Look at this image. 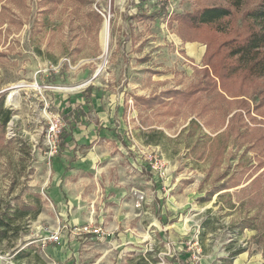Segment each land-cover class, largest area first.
<instances>
[{
  "label": "rangeland",
  "instance_id": "obj_1",
  "mask_svg": "<svg viewBox=\"0 0 264 264\" xmlns=\"http://www.w3.org/2000/svg\"><path fill=\"white\" fill-rule=\"evenodd\" d=\"M259 1L218 32L190 18L227 0H0V216L20 218L0 264H221L232 243L264 264V107L219 77ZM65 100L86 112L73 130Z\"/></svg>",
  "mask_w": 264,
  "mask_h": 264
},
{
  "label": "trees",
  "instance_id": "obj_2",
  "mask_svg": "<svg viewBox=\"0 0 264 264\" xmlns=\"http://www.w3.org/2000/svg\"><path fill=\"white\" fill-rule=\"evenodd\" d=\"M229 4H217L210 7L205 8L204 10L195 13L190 19L192 23H195L197 26L204 25H217L218 32H227V28L221 23L232 15L231 6L241 10L245 5V0H227ZM243 25L238 26L236 31L233 34L231 39L224 41L220 45V49L226 48L227 54L225 57L224 63L222 64L220 78L221 85L223 86V90L226 91V86L224 82L226 79L240 78L243 82L242 86H245V82H249V87L254 89L252 93H254V98L258 99V104L254 108L255 110H260L264 107V0H260L255 6L251 8H246L243 17ZM208 51V49H207ZM228 61V62H227ZM256 82V83H255ZM240 93L238 96H242ZM236 96V95H235ZM237 102L240 103L239 108H242L240 99ZM4 101L5 96L0 98V107L6 113V117L4 119H0V124L5 127V125L11 119L12 111L10 109H4ZM64 103L61 111L63 118L67 121V125L71 130L75 129L78 125L79 119L83 118L86 115L83 107L80 105H75L71 100L62 101ZM250 111V109H249ZM237 114V113H236ZM235 114V115H236ZM242 114V113H240ZM239 114V115H240ZM261 114V113H260ZM263 114V112H262ZM263 116V115H262ZM63 139L64 146L63 148L69 147V143L66 141L68 136H72V133L68 132L66 129L60 130ZM228 187H223L221 189L217 188V192L222 191ZM15 210L19 208L14 205ZM32 205H24L22 207V213L20 217L23 215H27V212L30 209H33ZM26 212V213H25ZM39 211L34 214L33 218L36 217ZM38 213V214H37ZM29 214V213H28ZM19 217V216H18ZM17 216L14 218L15 224L13 225V230L18 234L20 223H16L18 218ZM218 220L214 217H208L202 223V231L200 233V247L202 249L203 254H208L211 251V247L205 243V237L207 235L206 229L211 225H214ZM8 221L6 218L0 216V240L7 238V234L9 229L7 227L11 226L12 223ZM240 227V226H239ZM245 226H242L244 228ZM233 244H230L226 247L229 251V256L227 258L222 259L221 264H233L234 259L240 253L244 252L245 249L242 247L233 249ZM20 251L16 257L21 256Z\"/></svg>",
  "mask_w": 264,
  "mask_h": 264
},
{
  "label": "built area",
  "instance_id": "obj_3",
  "mask_svg": "<svg viewBox=\"0 0 264 264\" xmlns=\"http://www.w3.org/2000/svg\"><path fill=\"white\" fill-rule=\"evenodd\" d=\"M60 128H61V121L60 119H56L54 121V123H52L51 129H50V135L49 138L51 141H53V143H56V138L58 137V134L60 132ZM97 232V231H95ZM51 240L55 241V242H59L60 241V235L58 232L54 233L51 237Z\"/></svg>",
  "mask_w": 264,
  "mask_h": 264
},
{
  "label": "bare ground",
  "instance_id": "obj_4",
  "mask_svg": "<svg viewBox=\"0 0 264 264\" xmlns=\"http://www.w3.org/2000/svg\"><path fill=\"white\" fill-rule=\"evenodd\" d=\"M108 35H109V29H108V22L105 23V26L102 30V38H103V42H104V46H107V42H108Z\"/></svg>",
  "mask_w": 264,
  "mask_h": 264
},
{
  "label": "crops",
  "instance_id": "obj_5",
  "mask_svg": "<svg viewBox=\"0 0 264 264\" xmlns=\"http://www.w3.org/2000/svg\"><path fill=\"white\" fill-rule=\"evenodd\" d=\"M59 254L66 255V249H62L61 251H59Z\"/></svg>",
  "mask_w": 264,
  "mask_h": 264
}]
</instances>
